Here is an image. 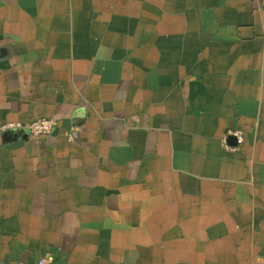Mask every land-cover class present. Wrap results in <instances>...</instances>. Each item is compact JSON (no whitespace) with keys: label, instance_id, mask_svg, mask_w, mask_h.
Segmentation results:
<instances>
[{"label":"crops","instance_id":"obj_1","mask_svg":"<svg viewBox=\"0 0 264 264\" xmlns=\"http://www.w3.org/2000/svg\"><path fill=\"white\" fill-rule=\"evenodd\" d=\"M43 256L264 264V0H0V264Z\"/></svg>","mask_w":264,"mask_h":264},{"label":"built area","instance_id":"obj_2","mask_svg":"<svg viewBox=\"0 0 264 264\" xmlns=\"http://www.w3.org/2000/svg\"><path fill=\"white\" fill-rule=\"evenodd\" d=\"M12 126L20 127L22 126V124L21 123H11L7 125V127H12ZM25 126L29 130V133L31 134V136L40 137V136H45V135H51L54 132V130L57 128L58 121L54 118H39V119L30 121ZM229 133H231L232 135L238 138L237 142H238V147H239L243 142L241 133L238 131H230ZM238 147H230L225 143V149L228 151L234 152L238 150ZM262 261L264 262V260ZM42 262L43 264H53V258L51 256H43L38 261L34 263H30V264H42ZM17 264H27V263L19 262Z\"/></svg>","mask_w":264,"mask_h":264},{"label":"clouds","instance_id":"obj_3","mask_svg":"<svg viewBox=\"0 0 264 264\" xmlns=\"http://www.w3.org/2000/svg\"><path fill=\"white\" fill-rule=\"evenodd\" d=\"M42 264H43V262H42Z\"/></svg>","mask_w":264,"mask_h":264}]
</instances>
